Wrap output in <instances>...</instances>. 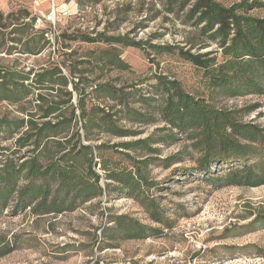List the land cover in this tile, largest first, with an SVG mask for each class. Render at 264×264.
<instances>
[{"label": "trees", "instance_id": "16d2710c", "mask_svg": "<svg viewBox=\"0 0 264 264\" xmlns=\"http://www.w3.org/2000/svg\"><path fill=\"white\" fill-rule=\"evenodd\" d=\"M156 1L159 8L146 15V23H140V27L163 13V19L171 16L186 29L181 41L172 45L146 40L150 49L175 54L202 69L209 84L227 97L264 94V14L252 13L264 10V1ZM7 26L0 24L2 28ZM13 27L10 33L22 26ZM44 33L36 30L25 41L9 40L23 46L17 52L38 54L49 43ZM79 40L141 46L126 36L104 33ZM11 49L16 47H7L3 52L11 54ZM57 52L68 55L58 48ZM93 60L98 66H127L107 48L95 53ZM81 62L68 63L65 57L27 71L0 64V102L21 103L22 114L0 115V210L61 214L93 199L124 193L154 222L169 227L157 198L150 193L156 181L149 177V168L156 161L168 168L183 161V156L193 160L192 168L210 181L245 187L264 184L263 127L243 122L237 110L215 107L191 94L175 78L155 75L156 82L144 95L133 86L84 79V71L78 67ZM156 92L159 98L153 97ZM156 99L158 104L150 107ZM135 102L145 108L134 107ZM157 120L163 124L144 137L138 136L141 130L125 125ZM182 136L188 143L181 151L158 156V145L175 143ZM5 141L9 143L2 144ZM113 153L122 154L127 163L112 159ZM111 220L114 227L101 229L106 241L161 232L126 214ZM111 230H117L118 237L109 236ZM11 250L5 240H0V255Z\"/></svg>", "mask_w": 264, "mask_h": 264}, {"label": "rangeland", "instance_id": "374dc122", "mask_svg": "<svg viewBox=\"0 0 264 264\" xmlns=\"http://www.w3.org/2000/svg\"><path fill=\"white\" fill-rule=\"evenodd\" d=\"M233 1L237 0H223L225 4ZM156 2L41 0L36 5L35 0H0V24L8 25L0 27V64L27 71L66 57L68 63L84 61L78 64L84 71V79L98 78L115 86H133L144 95L156 82L155 75L162 74L177 79L186 91L215 107L239 111L243 122L264 128V94L222 95L219 88L209 84L202 69L175 54L157 53L145 44L146 40L159 45L179 43L186 29L171 16L163 19V13L140 27V23H146L144 17L159 8ZM252 13L263 15L264 10ZM17 24L22 26L20 30L10 33ZM36 30L45 31L44 37L49 39L45 48L38 54L17 52L23 46L9 39L25 41ZM97 33L126 36L141 46L79 40L84 36L95 37ZM11 46L16 47L11 54L3 52ZM57 48L68 55H58ZM104 48L119 55L127 66L123 69L98 66L93 55ZM157 93L153 97L161 96ZM20 104L0 102V115H22ZM157 104L158 100H153L150 107ZM133 106L145 108L139 102ZM162 124L157 120L152 124L125 125L141 130L138 136L144 137ZM187 143L182 136L175 143L160 144L158 156L181 151ZM110 155L120 164L127 163L122 154ZM183 157V161L168 168L159 161L149 168V177L156 181L150 193L157 198L169 227L154 222L124 193L102 196L61 214L34 215L29 209L14 212L4 208L0 210V240H5L12 250L0 255V264H264V184L245 187L210 181L192 168L193 160ZM120 214L158 227L161 232L144 238L106 241L101 229L114 227L111 219ZM108 235L118 237L119 233L111 230Z\"/></svg>", "mask_w": 264, "mask_h": 264}, {"label": "built area", "instance_id": "2783aa9c", "mask_svg": "<svg viewBox=\"0 0 264 264\" xmlns=\"http://www.w3.org/2000/svg\"><path fill=\"white\" fill-rule=\"evenodd\" d=\"M40 2H41V0H35V4H36V5H39Z\"/></svg>", "mask_w": 264, "mask_h": 264}]
</instances>
